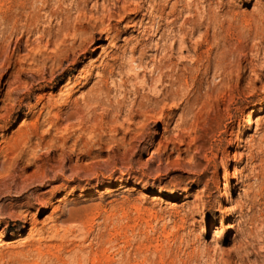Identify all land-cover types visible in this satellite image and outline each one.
<instances>
[{
    "label": "rangeland",
    "instance_id": "rangeland-1",
    "mask_svg": "<svg viewBox=\"0 0 264 264\" xmlns=\"http://www.w3.org/2000/svg\"><path fill=\"white\" fill-rule=\"evenodd\" d=\"M263 56L264 0H0V264H264Z\"/></svg>",
    "mask_w": 264,
    "mask_h": 264
},
{
    "label": "bare ground",
    "instance_id": "bare-ground-1",
    "mask_svg": "<svg viewBox=\"0 0 264 264\" xmlns=\"http://www.w3.org/2000/svg\"><path fill=\"white\" fill-rule=\"evenodd\" d=\"M171 13V12H170ZM161 28V27H160ZM160 28L157 30V32H159ZM109 33H110V29H105L102 31V34L106 35V38H110L108 37L109 36ZM182 35H179L176 37H169L168 35H163L162 33L159 35V37L157 38L158 40L155 41L154 43V46H153V50H154V53L152 55V59H151V68L155 69V70H160V68L162 66H166V68L168 69H173L174 68V71L177 72L178 71V68H179V65H182L183 63V57L182 54L185 53V52H189V48L190 46L188 45V36L186 33H180ZM97 39H95V37L92 39L91 43H94ZM170 41V42H169ZM203 42H200L198 44L199 47H201ZM90 44H87L85 48H82V51H83V54L86 55L87 52H88V49H89V45ZM150 47L144 43V44H138V45H135L133 48H132V53H136L138 50H139V59L141 60L143 58V56L145 55L146 51L149 49ZM138 49V50H137ZM176 49L175 53H174V50ZM227 53V52H226ZM174 54L178 55V63H172L171 62V59L172 57L174 56ZM196 54V52H195ZM166 58V61L167 63H162V59ZM141 64V62L139 63ZM140 67H143L144 69V66H140ZM261 72L257 74V77L260 78L261 76H263L264 74V56L262 57V64H261ZM153 69L151 71H153ZM184 70H188L187 67H185ZM185 74L181 73L179 75H177L176 73H172L171 75L170 74H167L165 75L164 72L160 73L159 76L157 77V79H155V83L156 82H159L160 84H163L165 82V80L167 79H171L172 77H174L175 80H177L176 82H170V85H173L174 83H182V81L184 80L183 76ZM172 80V79H171ZM226 80L228 82L231 81V77L230 75H228L226 77ZM70 82L67 81L65 83V85H68ZM165 97H167V94L164 95ZM251 116V112L248 114V122L249 120L251 119L250 118ZM44 121H48V119L46 118ZM252 122H250L251 124ZM37 126V125H36ZM35 127V125H34ZM37 134H32V136L30 138H34L36 137ZM42 137H37L38 139H41L42 140ZM29 138H27L26 140H19L16 144V146L13 148V149H18L20 150L22 153L26 154L27 151H31V147L29 145ZM36 162H40L39 165L36 166V170L34 172V176L33 175H30L29 177H25L27 179H31L32 183H35L37 181H40L41 183H46L48 181H52V180H55L57 177H58V174H54L53 175V178H51V176L49 174H51L52 171H54L55 169H58L61 171V169L59 168V166L55 167L54 165H52L51 163L49 164V169L46 168V163L47 162H41V158L40 157H35L34 161L31 163V164H34ZM15 169L17 170H20L21 169V162L20 161H16L15 162ZM21 178H23V176H21ZM27 189L26 191L24 192H21V194L18 196V197H22V198H25V197H34V199L38 202L40 201L39 199V195L38 193H36V191H34V189ZM220 195L221 196H225V200H228V195H229V191L227 190L226 187L222 188V191L220 192ZM48 205H51L50 201H46L45 202V206H48ZM230 225H228L229 227ZM34 228V227H33ZM231 228V227H229ZM2 231H0V234ZM14 241H8L7 242V245H13ZM52 257H56V256H52ZM53 260V259H52ZM56 261H58V259H55ZM54 264V263H53Z\"/></svg>",
    "mask_w": 264,
    "mask_h": 264
}]
</instances>
